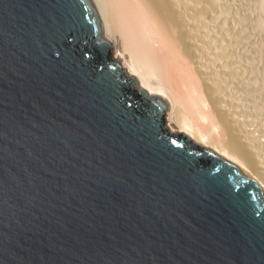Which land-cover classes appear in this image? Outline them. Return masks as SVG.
<instances>
[{"label":"water","instance_id":"water-1","mask_svg":"<svg viewBox=\"0 0 264 264\" xmlns=\"http://www.w3.org/2000/svg\"><path fill=\"white\" fill-rule=\"evenodd\" d=\"M166 109L90 0H0V264H264V193Z\"/></svg>","mask_w":264,"mask_h":264},{"label":"bare ground","instance_id":"bare-ground-1","mask_svg":"<svg viewBox=\"0 0 264 264\" xmlns=\"http://www.w3.org/2000/svg\"><path fill=\"white\" fill-rule=\"evenodd\" d=\"M102 38L170 128L264 193V0H90Z\"/></svg>","mask_w":264,"mask_h":264},{"label":"rangeland","instance_id":"rangeland-1","mask_svg":"<svg viewBox=\"0 0 264 264\" xmlns=\"http://www.w3.org/2000/svg\"><path fill=\"white\" fill-rule=\"evenodd\" d=\"M113 52V51H112ZM112 57L114 59H117L115 58L114 54L112 53ZM122 63V62H121ZM123 69V68H122ZM125 71V69H123ZM126 73V72H125ZM134 91H137V87L134 88ZM137 94H139V92L137 91ZM168 112L165 113V117H164V122L166 123L167 126H172V119L167 115Z\"/></svg>","mask_w":264,"mask_h":264}]
</instances>
